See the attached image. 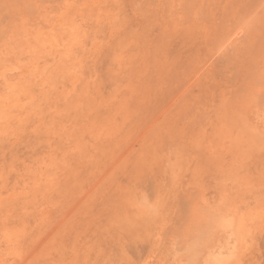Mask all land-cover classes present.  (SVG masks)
Here are the masks:
<instances>
[{
  "label": "rangeland",
  "instance_id": "obj_1",
  "mask_svg": "<svg viewBox=\"0 0 264 264\" xmlns=\"http://www.w3.org/2000/svg\"><path fill=\"white\" fill-rule=\"evenodd\" d=\"M0 264H264V0H0Z\"/></svg>",
  "mask_w": 264,
  "mask_h": 264
}]
</instances>
